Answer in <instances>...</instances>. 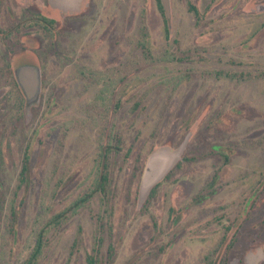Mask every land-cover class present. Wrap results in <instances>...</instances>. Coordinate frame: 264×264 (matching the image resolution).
I'll list each match as a JSON object with an SVG mask.
<instances>
[{"label":"rangeland","instance_id":"obj_1","mask_svg":"<svg viewBox=\"0 0 264 264\" xmlns=\"http://www.w3.org/2000/svg\"><path fill=\"white\" fill-rule=\"evenodd\" d=\"M166 5L2 1L0 264H264V0Z\"/></svg>","mask_w":264,"mask_h":264},{"label":"trees","instance_id":"obj_2","mask_svg":"<svg viewBox=\"0 0 264 264\" xmlns=\"http://www.w3.org/2000/svg\"><path fill=\"white\" fill-rule=\"evenodd\" d=\"M188 9L190 12H192L194 15L197 14L196 12V9L194 6L192 5H189L188 6ZM38 16V18H36V22L41 25V26H44L46 24H53L54 21L51 20V19H48V18H45V17H42L38 14H36ZM163 24H166V20L163 19ZM16 93L18 95V97L21 99V93L19 90H16ZM21 110V107L19 106L18 109H17V112H19ZM112 148L110 147H105L103 148V153L101 155V164L100 166L98 167L99 169V172L97 174V180L95 182L96 184V189L95 191H99V192H104V189L105 187L107 186V183H108V177H107V172H106V164L105 163V157L106 155H108L109 152H111ZM24 159V162H23V166H22V171L20 172L21 175H26V172H27V162L25 161V157L23 158ZM97 169V171H98ZM39 242L37 241V245H36V249H35V252L30 255L28 257V259L25 261L24 264H34V261H35V258H36V255L40 252V249H39ZM85 264H97V261L95 259L94 256H92L91 254H87L85 256Z\"/></svg>","mask_w":264,"mask_h":264},{"label":"flooded vegetation","instance_id":"obj_3","mask_svg":"<svg viewBox=\"0 0 264 264\" xmlns=\"http://www.w3.org/2000/svg\"><path fill=\"white\" fill-rule=\"evenodd\" d=\"M3 0H0V5L2 3ZM56 0H49V2H52L53 4H55ZM61 1V0H59ZM62 1H72L74 2L75 0H62ZM3 5V4H2ZM197 12V10H196ZM26 13V12H25ZM40 16L44 17L43 15L40 14ZM36 18H38V16H36ZM26 24V17L23 16L22 18H20V25L22 26V23ZM19 23H15L13 26L19 24ZM165 25V24H164ZM13 32L12 26H9V24H4L3 26H1L0 24V36H3L4 38H0V52L2 53L3 57H5L6 62L3 64V66H1L0 68V76L3 78H8L10 79V83H8L7 85V90L8 94L10 93L11 90H24L17 82L16 77H15V69L12 71V55L10 53V50L7 49V46H10L9 40L8 38L11 36ZM8 37V38H7ZM21 93V91H20Z\"/></svg>","mask_w":264,"mask_h":264},{"label":"water","instance_id":"obj_4","mask_svg":"<svg viewBox=\"0 0 264 264\" xmlns=\"http://www.w3.org/2000/svg\"><path fill=\"white\" fill-rule=\"evenodd\" d=\"M162 4H163V9L164 12L167 16V5H166V0H161ZM29 76L27 75L26 77H23L20 79L17 78V82L18 84L24 89L23 91L25 93H29V95H32L33 93H35V89L38 87V80L36 78V71L33 70L32 68H27L25 70Z\"/></svg>","mask_w":264,"mask_h":264}]
</instances>
